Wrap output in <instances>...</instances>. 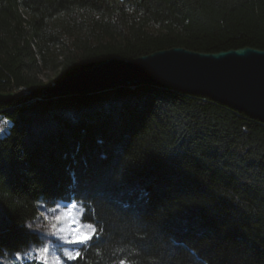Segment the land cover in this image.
Here are the masks:
<instances>
[{
  "label": "trees",
  "instance_id": "16d2710c",
  "mask_svg": "<svg viewBox=\"0 0 264 264\" xmlns=\"http://www.w3.org/2000/svg\"><path fill=\"white\" fill-rule=\"evenodd\" d=\"M175 47L264 50V0H0V92L24 93L0 106V264L73 199L101 236L69 264H264L263 122L152 84L44 94Z\"/></svg>",
  "mask_w": 264,
  "mask_h": 264
},
{
  "label": "water",
  "instance_id": "95a60500",
  "mask_svg": "<svg viewBox=\"0 0 264 264\" xmlns=\"http://www.w3.org/2000/svg\"><path fill=\"white\" fill-rule=\"evenodd\" d=\"M152 84L207 97L264 123V50L252 47L216 53L182 47L128 59L113 56L48 87L55 98ZM22 91L0 92V106H10Z\"/></svg>",
  "mask_w": 264,
  "mask_h": 264
},
{
  "label": "snow or ice",
  "instance_id": "6c2138e0",
  "mask_svg": "<svg viewBox=\"0 0 264 264\" xmlns=\"http://www.w3.org/2000/svg\"><path fill=\"white\" fill-rule=\"evenodd\" d=\"M51 211L56 214L55 219L49 220L50 231L45 232L44 235L54 238V241L59 244L90 246L89 242L100 238L101 231L96 225L82 222L85 212L83 204L79 201L73 199L67 207L60 203L59 207ZM28 227L31 229L32 225ZM54 241L49 239L43 246L33 248L30 252L23 254L18 252L15 254V260L19 261V264H27L28 261H33L34 264H50V260L53 264H69V262L86 259L79 248L62 247L57 250V244ZM119 264H129V262L121 259Z\"/></svg>",
  "mask_w": 264,
  "mask_h": 264
},
{
  "label": "rangeland",
  "instance_id": "374dc122",
  "mask_svg": "<svg viewBox=\"0 0 264 264\" xmlns=\"http://www.w3.org/2000/svg\"><path fill=\"white\" fill-rule=\"evenodd\" d=\"M10 127H11V123L0 115V139L9 133ZM60 203L64 207H67L70 204V202H57V203L50 205V206L49 205H41L40 206L39 211H38V218L34 222L32 228L35 232H37L38 234L41 235L42 242L40 244H38L37 246H33L32 248H30L28 250V252H30L33 248H38V247L43 246L49 239H53V241H54V238L46 236V235H44V233L50 231L49 220L55 219L56 214H54L51 211V209L59 207ZM54 242L57 244V250H59L62 247H69V248L75 247V248H77V246H79V245L67 246V245H61V244H59V242H56V241H54ZM8 264H19V261H16L14 258L13 260H10L8 262ZM50 264H53L52 260H50Z\"/></svg>",
  "mask_w": 264,
  "mask_h": 264
}]
</instances>
